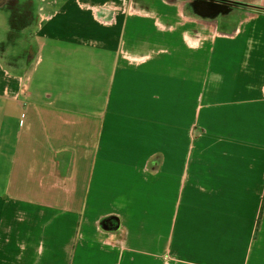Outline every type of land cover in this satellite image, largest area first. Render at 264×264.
I'll use <instances>...</instances> for the list:
<instances>
[{"label":"crops","instance_id":"1","mask_svg":"<svg viewBox=\"0 0 264 264\" xmlns=\"http://www.w3.org/2000/svg\"><path fill=\"white\" fill-rule=\"evenodd\" d=\"M181 2L135 0L134 8L110 13L101 0L41 6L23 38L32 35L39 54L48 46L53 54L110 49L104 30L119 27L122 16L129 27L117 34L121 40L125 30V46L110 71L109 109L89 173L80 152L52 147L28 133L26 123L16 135L0 134L3 171L15 176L0 187V264H264V210L257 230L264 162L249 163L252 150L264 153V0H256L253 14L228 15L255 22L234 40L217 38L233 29L227 19L220 26L188 17ZM177 11L192 21L180 25L209 28L212 40L176 46L170 19ZM83 14L91 20L78 17ZM25 72L0 60V109L7 102L24 107L22 98L39 111L55 104L53 95L31 96ZM204 131L229 151L221 154L222 186L217 179L210 193L188 188L183 175L188 132ZM145 132L150 140L143 135L137 146H148L134 151ZM136 202H147L143 214ZM113 215L122 229L102 231L100 221ZM106 237L111 246L97 242Z\"/></svg>","mask_w":264,"mask_h":264},{"label":"rangeland","instance_id":"2","mask_svg":"<svg viewBox=\"0 0 264 264\" xmlns=\"http://www.w3.org/2000/svg\"><path fill=\"white\" fill-rule=\"evenodd\" d=\"M177 12L178 14H176V16L172 15L170 19V23L172 24V38L178 41L176 46H178L177 44L182 45L183 41L186 42V45L191 43L195 44L200 38L206 42L212 40L211 38L214 34H212L209 28L199 31L193 25L188 26L190 24L186 27L182 26V24L180 25V23H184L185 21L187 23L192 21L189 20V18L184 19L185 17L181 11ZM85 16L86 14L78 15V17L87 20V22L91 20V16H88V18ZM75 17L73 16L71 19ZM61 19L62 18H58L57 21ZM119 20V27H116L114 30H104L107 36L110 35V43L113 42V47L110 49L96 46L80 50L77 53H69L66 51L60 53L62 51L60 50L59 53L53 54V51L51 52V47L48 46L44 48L43 53L41 52L39 54L37 50L35 59H31L29 54L26 60L19 61L18 58H16L15 61H11L7 60V58L4 60L2 54H4L7 49L4 46H2V48L0 47V60H2L3 64H5V66L15 65L14 69H10V71L13 72V70L17 69L19 63L22 64L24 61L27 62L26 64L28 67H26L25 73L28 78L26 82L29 86V93L31 96L36 97L45 95V93L55 96V104L53 106H41L40 111L36 110L37 108L33 105V101H25L23 98L20 103H25L24 107L20 106L15 109L16 103L7 102L0 109V134H4L6 130H8L9 134L16 135L19 133L20 125L26 123L28 133L37 135V138L41 136L46 137L52 147L64 145L70 147L73 151L80 152L82 156H85L84 160H82L85 162L82 169L87 170L89 173L91 170V160L97 152L99 142L101 144L102 121L105 119L109 109L108 95L110 71L114 67L115 59L118 58V54L123 51L125 46V30L122 33L121 40H119L117 34H120L121 28L129 27L125 16H122ZM227 21L231 24V28L233 29L225 32L227 33L226 35L217 34V38H226L230 40L237 38L241 39L244 35L243 29L251 28L255 23L253 20L247 22V19L239 18L237 15L229 16ZM138 23L140 22L138 21ZM6 24V14L0 12V44L6 39ZM30 33L32 34V32ZM201 33L202 35H200ZM29 36L30 35L25 37V40L21 44V48H28L31 45L36 48V41H34L33 37L32 39ZM129 38L130 37H128V39ZM160 41V39L157 40V42ZM170 45L172 46V43ZM169 49H174V46ZM191 50H193V48ZM31 55L33 56V53ZM30 62L32 63L30 64ZM102 67L107 71L106 74L103 73ZM66 117H68V119ZM4 120L11 126V129L4 127ZM127 120L134 122L131 119ZM159 128L155 127L154 131L156 133L157 131L162 133L163 129ZM148 129L150 128L148 127ZM143 135L144 140H150L151 134L145 132V134H141L138 137L133 147L137 146L139 141H142ZM187 138L188 158L183 175H186L189 185L188 188L196 190L197 192L203 191L202 193H210L211 187L215 186L214 183L217 179L219 187L221 188V180L225 177L222 172L223 169L221 168L226 164L221 154L223 152H229L228 146H223V143L216 141L215 137L212 139L206 131L194 136L192 133L188 132ZM36 146H38V144H36ZM147 146L148 144L145 142L144 144H139L136 148H133V150L141 151ZM129 149L132 150V148ZM263 154L264 153L261 151L252 150L249 163L251 161H256L255 164L259 162L261 165V162H264V159H261ZM234 161L235 160H231L230 163ZM244 164L247 165L248 162L245 161ZM4 165L5 163L0 159V187L8 186L15 177L10 175L8 168V173H4ZM216 165L219 166L221 171L215 169ZM217 170H219V174L216 173ZM81 172L83 173V171ZM0 192L4 191L0 189ZM141 194L143 193L141 192ZM133 204L134 208L138 210V214H143L147 207V202H136ZM124 209H128L127 215L130 214V206ZM113 211H116V209ZM124 214L123 212V215ZM90 228L92 227L86 226L85 232L87 233V231L91 230ZM90 233L91 232L87 235L89 236ZM97 242H105L106 246H111L112 244V241L108 237L100 238ZM104 253L105 252L102 251L100 255ZM169 264L179 263L172 262L171 260Z\"/></svg>","mask_w":264,"mask_h":264},{"label":"flooded vegetation","instance_id":"3","mask_svg":"<svg viewBox=\"0 0 264 264\" xmlns=\"http://www.w3.org/2000/svg\"><path fill=\"white\" fill-rule=\"evenodd\" d=\"M46 1V2H45ZM0 0V12L6 14L7 19V34L6 39L4 42L0 44L6 47V51L2 56L4 60H11L15 61L18 58L19 61L26 60V57L30 54L31 59L36 57L37 50L32 45L28 48H21V44L24 41V32L29 29L33 28L36 25L38 15L40 14L42 7L44 4L47 3V0ZM175 1V0H173ZM182 1V2H181ZM227 1L229 4L235 5L237 8L234 10L233 13H245V14H253L256 12L260 7L257 5L256 0H223ZM103 3V11L107 13L113 11H120V10H127L130 8H134L133 3L135 0H101ZM182 3L181 8L183 13L190 17L189 14L192 13L194 0H180ZM232 13V14H233ZM227 17L220 18L218 20V25L223 26L227 25L228 22L226 21ZM199 20H203L206 23L210 22V17L202 16L198 17ZM33 36L31 35L30 38ZM34 38V37H33ZM32 38V39H33ZM35 41V38H34ZM30 51V52H29ZM33 53V56L31 55ZM9 56V58H8ZM33 59V61H34ZM27 62L24 61L22 64L19 63V67L13 72L18 71L20 68L28 67L26 64ZM32 62H30L31 64ZM8 64V62H7ZM17 65V64H16ZM22 65V67H21ZM15 65L7 66V68L14 69Z\"/></svg>","mask_w":264,"mask_h":264},{"label":"water","instance_id":"4","mask_svg":"<svg viewBox=\"0 0 264 264\" xmlns=\"http://www.w3.org/2000/svg\"><path fill=\"white\" fill-rule=\"evenodd\" d=\"M193 11L189 16L204 17L208 14L210 22L215 24L220 18L227 17L237 8L223 0H194ZM100 229L107 233L118 232L122 229V221L118 216H108L99 223Z\"/></svg>","mask_w":264,"mask_h":264},{"label":"trees","instance_id":"5","mask_svg":"<svg viewBox=\"0 0 264 264\" xmlns=\"http://www.w3.org/2000/svg\"><path fill=\"white\" fill-rule=\"evenodd\" d=\"M263 210H264V198H263V202H262V208H261L260 218H259L258 225H257V230L260 227V220H261V217H262Z\"/></svg>","mask_w":264,"mask_h":264}]
</instances>
